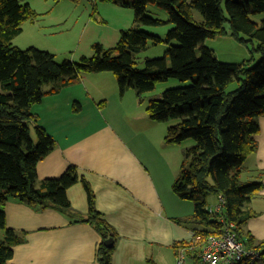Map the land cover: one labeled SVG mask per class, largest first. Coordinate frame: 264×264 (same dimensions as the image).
Segmentation results:
<instances>
[{
    "label": "trees",
    "instance_id": "trees-1",
    "mask_svg": "<svg viewBox=\"0 0 264 264\" xmlns=\"http://www.w3.org/2000/svg\"><path fill=\"white\" fill-rule=\"evenodd\" d=\"M103 1L131 8L135 25L120 30L113 47L95 44L91 56L57 62L51 52L11 43L21 32L23 22L33 21L38 15L28 2L0 0V264H12L13 247L26 239L25 232L7 226V201L17 199L37 210L52 207L71 218L74 213L66 191L78 181L86 191L88 206L86 216L78 221L91 224L101 237L95 249L98 264H111L118 234L95 208L93 191L85 179L79 178L75 166H68L57 177L38 178L37 163L57 143L33 111L45 95L79 82L85 73L101 71L112 72L119 94L131 89L139 103L158 82L175 78L187 83L150 97L145 106L151 120L177 119L168 125L165 142L193 139V144L183 149L184 160L171 183L173 193L193 205L191 214L177 218L189 226L191 238L175 243V251L191 247L197 236L203 240L220 235L232 223L245 247L260 252L257 259L245 257L237 264H264V240H256L244 229L247 220L257 214L248 204L263 187L264 171L255 169L254 179L243 178L245 161L257 149V119L264 116V19L256 22L250 17L264 12V0ZM148 4L164 9L167 19L149 15ZM225 23L235 40L249 46L248 59L220 61L212 49L203 45L207 37L225 35ZM163 24L171 25L164 40L139 28ZM149 41L169 46L163 57H145L143 66L138 67L136 55L147 48ZM256 53L259 58L251 65ZM231 84L235 87L229 88ZM103 101L97 103L98 107ZM81 108V103L73 101V111ZM209 195H214L217 202L221 196L220 210L213 209L217 202L209 207ZM109 239L111 246L105 245ZM194 247L186 251L189 263L202 264L199 245Z\"/></svg>",
    "mask_w": 264,
    "mask_h": 264
},
{
    "label": "crops",
    "instance_id": "crops-1",
    "mask_svg": "<svg viewBox=\"0 0 264 264\" xmlns=\"http://www.w3.org/2000/svg\"><path fill=\"white\" fill-rule=\"evenodd\" d=\"M71 86L59 91L56 98L67 90L72 93ZM131 97L132 93L125 105L111 101L97 106L96 114L83 106L73 111L75 96L70 103H59L56 114L47 116L52 119L50 130L41 124L57 145L37 163V175L39 179L57 177L68 166H75L79 178L93 191L95 208L118 234L111 264H174V244L191 238L189 226L177 218L191 214L193 205L171 189L179 165L170 161V166L160 167L158 151L142 147L151 140L164 146V133L149 117L145 125L137 119L141 115L145 121L146 113L142 114L141 103L132 102ZM128 114L134 116L133 121L127 122ZM257 121V149L245 161L244 176L251 179L255 169L264 171V116ZM262 182L261 191L248 204L257 214L244 225L256 240H264V178ZM66 194L74 213L71 218L52 207L37 210L17 199L7 201V226L26 233L25 242L13 247L10 263L98 264L95 249L101 237L91 224L78 221L87 214L86 191L78 181Z\"/></svg>",
    "mask_w": 264,
    "mask_h": 264
},
{
    "label": "rangeland",
    "instance_id": "rangeland-1",
    "mask_svg": "<svg viewBox=\"0 0 264 264\" xmlns=\"http://www.w3.org/2000/svg\"><path fill=\"white\" fill-rule=\"evenodd\" d=\"M22 2H28L38 16L33 21L25 20L21 26V32L12 38L11 43L19 48L33 46L51 52L55 55L57 62H61L64 59L77 61L81 55L91 56L94 54L93 45L95 44H99L103 48L113 47L119 39L120 30L135 25L131 8L103 0H78L76 2L72 0H22ZM147 13L156 18L167 19L166 11L154 4L147 5ZM250 17L254 21L260 22L264 19V12L251 15ZM170 27V24L159 26L139 25L141 29L144 28V30L156 33L162 40H164L165 34ZM224 27L227 30L225 35L207 37L203 40V45L212 49L216 58L220 61L242 62L248 59L250 57L249 46L238 42L230 35L227 23L224 24ZM168 46L169 44L165 42L154 44L149 41L147 48L136 55V60L139 61L138 67L143 66L145 57H163ZM258 58L259 54H254V60L251 65ZM186 84V82H180L175 78L158 82L152 91L144 94L145 99L141 101L142 114L146 113L145 106L150 97H159L160 93L167 88ZM73 87L72 93L67 90L66 94H60V98H56L57 96L55 95L57 93L48 94L43 97L40 104L33 106V111L40 116L39 123L47 130H50L48 122H52V119L47 116H54L61 102L62 106L70 103L74 96L76 97L74 99L81 103L84 110L89 111L91 114L97 113V103L101 100H104L102 102L103 106L111 101L115 105H125L132 93L130 100L134 103L138 102L131 89H128L125 95L120 96L117 81L112 72L109 71L85 73L81 75L79 82L73 84ZM234 87L235 84L229 86V88ZM53 101L56 102L51 104ZM133 114L136 116L135 112ZM143 115L145 121L141 119V115L137 119L145 125L149 118L146 114ZM134 116L128 114L127 122L133 121ZM176 121L177 119H169L165 122L156 121L159 124L158 130L164 133L165 136L168 125ZM30 133L35 141L36 135L33 125H30ZM161 143L164 146L151 140V142L144 143L142 147L148 150L154 148V150L158 151L160 167L170 166V161H173L174 165L177 163L180 167L184 160L183 149L193 144V139L189 138L180 143H167L165 141H161ZM164 147L166 151L162 152ZM243 178L245 179L244 175ZM207 201L209 207L212 208L216 202V197L209 195ZM1 237L2 233H0Z\"/></svg>",
    "mask_w": 264,
    "mask_h": 264
},
{
    "label": "built area",
    "instance_id": "built-area-1",
    "mask_svg": "<svg viewBox=\"0 0 264 264\" xmlns=\"http://www.w3.org/2000/svg\"><path fill=\"white\" fill-rule=\"evenodd\" d=\"M218 202L213 206L215 211L220 210L222 206V198L219 195ZM233 224L228 223L224 231L220 235L208 236L201 239L197 236L194 244L199 245L198 257L202 264H237L245 257H250L252 260L260 256V252L254 249L245 247L243 241L237 238L236 232L233 229ZM181 247L176 252L174 264H190L186 255L187 249L194 247Z\"/></svg>",
    "mask_w": 264,
    "mask_h": 264
},
{
    "label": "water",
    "instance_id": "water-1",
    "mask_svg": "<svg viewBox=\"0 0 264 264\" xmlns=\"http://www.w3.org/2000/svg\"><path fill=\"white\" fill-rule=\"evenodd\" d=\"M105 245H107V246H111V245H112V240H111V239L106 240V241H105Z\"/></svg>",
    "mask_w": 264,
    "mask_h": 264
}]
</instances>
